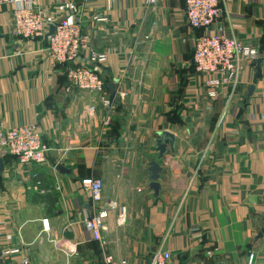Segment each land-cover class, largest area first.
I'll return each instance as SVG.
<instances>
[{
    "label": "crops",
    "instance_id": "crops-1",
    "mask_svg": "<svg viewBox=\"0 0 264 264\" xmlns=\"http://www.w3.org/2000/svg\"><path fill=\"white\" fill-rule=\"evenodd\" d=\"M219 1V24L262 62L259 74L257 60L245 62L237 84L211 100L192 65L183 0H40L48 21L67 17L91 53L107 55L93 67L107 108L97 94L68 90L66 67L43 40L14 34L13 7L0 5V132L37 124L51 149L40 166L0 149V252L19 249L13 263L105 264L110 254L151 264L166 253L167 264H249L251 255L264 264V0ZM163 132L176 143L158 161ZM88 178L103 182L100 207L81 185ZM100 211L103 244L84 227Z\"/></svg>",
    "mask_w": 264,
    "mask_h": 264
},
{
    "label": "built area",
    "instance_id": "built-area-1",
    "mask_svg": "<svg viewBox=\"0 0 264 264\" xmlns=\"http://www.w3.org/2000/svg\"><path fill=\"white\" fill-rule=\"evenodd\" d=\"M147 1L150 5L157 3V0ZM183 1L188 25L196 33L193 38L192 65L197 74L207 77V95L214 100L223 85L237 84L245 62H255L260 54L256 48L244 45L228 35L219 24V0ZM39 2L40 0H0V5L13 7L9 25L14 29V34L25 40H43L55 65L66 67L65 77L70 85L68 90L97 94L104 107H110L111 100L107 94L106 83L93 69L103 67L108 61L107 55L91 53L89 37L79 24L69 21L67 17L59 15L48 21L39 10ZM51 27H54V33L46 39ZM94 110L90 108L89 112ZM0 149L6 150L23 166L43 165L51 150L37 124L1 131ZM81 185L91 195L95 207H100L103 202L102 180L88 178L82 180ZM120 218L124 221L123 213ZM43 226L45 231L49 230L48 221H44ZM84 227L93 240L103 244V212L89 218ZM18 254L20 250L16 248L0 252V264H29L27 258L13 263L12 257ZM167 259L166 253H157L151 264H167ZM252 262L251 255L249 264ZM105 264L118 263L112 255L106 254Z\"/></svg>",
    "mask_w": 264,
    "mask_h": 264
},
{
    "label": "water",
    "instance_id": "water-1",
    "mask_svg": "<svg viewBox=\"0 0 264 264\" xmlns=\"http://www.w3.org/2000/svg\"><path fill=\"white\" fill-rule=\"evenodd\" d=\"M53 33H54V27H51L50 31H49V34L46 36V39L48 38L49 35H52ZM261 62H262V59H258L256 61V67H257L258 74H259V68H260ZM109 89H110V91L113 94L114 93V86H109ZM254 90H255V87H251L250 88L248 97H251V95L253 94ZM157 143H158V146L160 148L159 154L157 156V160L160 161V160H162L164 154H166V152H167L166 145L168 143H171V145L175 146L176 140H175V137L172 134L167 133V132H163V133L159 134V140H158ZM0 163H1V161H0ZM0 170H1V167H0ZM57 171H59L61 174H65L66 172H68L62 166H58L57 167ZM149 171L151 172V182H152L151 188L156 193H158L160 191V188H161V186H160V184L158 182H159V176H160V173L162 172V169L158 165L157 162H153V163L150 164ZM262 236L263 235L261 234V235H259L258 238L260 239V238H262Z\"/></svg>",
    "mask_w": 264,
    "mask_h": 264
}]
</instances>
